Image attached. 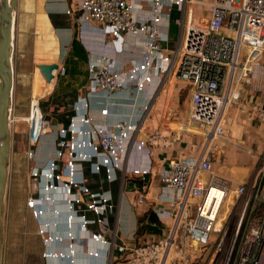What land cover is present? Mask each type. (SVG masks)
<instances>
[{"label": "built area", "instance_id": "2783aa9c", "mask_svg": "<svg viewBox=\"0 0 264 264\" xmlns=\"http://www.w3.org/2000/svg\"><path fill=\"white\" fill-rule=\"evenodd\" d=\"M147 2L150 11L141 15ZM77 8L84 21L99 24L103 37L99 58L89 61L83 106H87L85 100L96 90H132L149 98L150 103L167 80L183 82L190 87V120L203 126L204 141L197 156L173 159L169 170L159 175L161 183L171 190L172 206L167 211L156 209L159 218L172 220L168 235L129 249L124 242L117 244L114 228H110L108 211L114 208L112 198H97L90 191L79 164L89 162L97 172L104 170L110 182L117 181L118 170L124 171V180L128 174L145 178L152 170L150 160L145 167L128 169L124 164L133 150L144 151L150 157L149 144L154 140L138 139L141 122L91 126V119L85 117L82 128L72 124L60 129L59 133L69 138L59 140L56 160L46 169L32 168L36 195L43 189L50 193L30 198L28 205L36 216L43 215L39 203L58 205L63 200L70 205L68 235H49L42 227L45 245L74 238L80 231L105 244L104 249L89 251L92 259L85 264H113L114 248L122 254H132L123 257L126 264H264V163L258 166L251 182L237 185L214 168L221 149L217 142L232 143L226 139L228 106L240 97V83H250L257 66L264 69V0H80ZM175 9L182 16L178 40L173 41L167 23ZM130 34H144L145 48L140 58L118 69L110 46L116 53L123 52L125 36ZM108 37L112 39L109 41ZM64 72L62 67L61 73ZM15 108L13 91L10 130ZM107 111L104 109L103 113ZM257 112L264 120L263 103ZM23 119L29 124L30 142L37 144L50 125L39 97H32L30 114ZM62 158L66 159L63 166ZM65 174L69 181L64 180ZM79 193L89 196L84 208L85 198ZM195 199L198 201L192 210L190 204ZM227 200L232 204L224 218L221 210ZM144 201L145 196L138 198L139 203ZM92 225L106 228L110 234L113 231L112 241L101 229L92 230ZM70 248L68 253L44 252L45 264L65 258L70 263L64 264H77L75 249Z\"/></svg>", "mask_w": 264, "mask_h": 264}, {"label": "crops", "instance_id": "0c3cea01", "mask_svg": "<svg viewBox=\"0 0 264 264\" xmlns=\"http://www.w3.org/2000/svg\"><path fill=\"white\" fill-rule=\"evenodd\" d=\"M80 0H18V10L16 19V29L14 44L12 47V57L15 75L14 96L18 100L20 116L27 114V86L32 88L38 83L40 86V106L49 121V130L37 144H32L29 140L26 153L32 161V166L47 168L51 161L57 158V144L59 140L69 138V135H62L59 130L69 128L72 124L75 128L84 127L82 118H90V125H115L120 121L141 122V130L138 133V139H151L150 157L145 155L144 151L133 150L125 161V168L145 167L151 162V173L145 178L139 175L128 174L124 171H117V181L110 182L104 170L97 172L89 162L79 164L83 170L81 174L86 180L85 184L92 193L98 198L101 195L110 196L114 204L113 210L108 211L110 228H114L117 236V244L122 242L129 249L138 247L136 243V230L138 218L150 208L167 211L171 206V190L164 186L159 175L169 170L171 161L176 158L188 156H197L203 144L194 135L184 130H194L193 128L181 125L182 122L175 121L172 116H183L185 119L190 117V87L177 81L184 89V94H176L179 99L181 109H167L164 101L163 89L157 94L152 102L149 115L140 121L142 105L146 104V98L141 94H136L132 90H122L118 92H106L96 90L91 92L85 100L87 106L82 104V96L86 94L84 86L89 73V61L97 60L103 45V37L100 33L99 24L96 22H86L82 19V11L78 9ZM197 2V0H194ZM199 1V0H198ZM210 1V0H207ZM71 8L70 13L67 10ZM30 12L32 17L21 18L22 12ZM150 11V3H145L141 10V15H146ZM182 12L175 9L167 23L170 38L175 41L179 32V20ZM36 28H40L38 34L34 33ZM109 41L112 37L107 38ZM146 36L126 35L125 48L121 53H116L110 46L111 56L114 57L118 69L129 65L133 59L140 58L145 48ZM58 64V69L54 70L55 78L51 81L46 80V76L39 70V65ZM62 67L65 72L61 73ZM45 77H44V76ZM170 79V76L169 78ZM36 89V88H35ZM37 90V89H36ZM27 94V95H26ZM264 104V101L262 102ZM107 109V113L103 110ZM168 118V119H167ZM173 124L180 125L183 130H178ZM195 131V130H194ZM193 132V131H192ZM230 137L226 136L229 140ZM231 141V140H229ZM232 142V141H231ZM221 147L215 157V171L230 179L233 185L238 183L251 182L256 172H252L253 163L248 161L243 154L238 153L230 144L217 142ZM65 158L60 160L63 166ZM10 173V171H9ZM136 179H141L139 184ZM65 181H69L65 174ZM124 180V181H123ZM9 180L2 214V227L4 214L7 207ZM50 195L44 189L38 192L37 196ZM88 200V195L79 193ZM62 198L61 194H57ZM140 196H145L143 203L138 202ZM58 205L43 203L40 205L43 209V215L37 216L40 226L47 229L49 235H68L67 211L70 205L63 200ZM35 215V214H34ZM36 216V215H35ZM89 216L93 214L89 213ZM164 227L168 229L172 223L171 218H160ZM91 229L103 231L111 241L114 232L92 225ZM77 230V226H75ZM77 236L65 238L63 242L53 241L43 246L42 264L46 260L43 257L44 252H66L68 253L70 245L75 249L77 264H85L92 257L89 251L94 249H104L105 244L94 241L86 232L85 234L77 231ZM2 236V231H1ZM149 242V241H148ZM147 242V243H148ZM3 246V240H2ZM70 248V249H71ZM74 256V255H73ZM124 256L132 254H122L118 248L113 250V264L119 262L126 264ZM50 264L70 263L65 259H52Z\"/></svg>", "mask_w": 264, "mask_h": 264}, {"label": "rangeland", "instance_id": "374dc122", "mask_svg": "<svg viewBox=\"0 0 264 264\" xmlns=\"http://www.w3.org/2000/svg\"><path fill=\"white\" fill-rule=\"evenodd\" d=\"M18 17V16H17ZM21 18L32 17L30 12H22ZM40 32V28H36L34 33ZM179 32L177 34L178 40ZM167 86L163 89L164 98L167 109H181L179 99L176 94H184V89L177 90L179 84L172 82L166 83ZM28 85V95L25 103L28 105L27 114L20 116L18 108V100L14 96L15 121L11 127L13 144L11 150V158L9 161V186L7 194V207L4 214L2 227V264H42V253L44 243V235L41 233L43 229L37 216L34 215L33 208L29 207L28 203L32 196H37L33 189L32 178V161H30L26 149L29 143V124L24 117L30 114L31 99L33 96L40 97L41 91L36 90ZM240 97L230 103L225 115L227 136L232 141L231 147L253 164L252 172H256L258 166L264 163V120L260 118L257 112L258 105L264 101V69L257 66L253 72L250 83H240ZM145 98L144 96H142ZM146 100H149V98ZM149 104L147 108L145 106ZM152 102H146L141 109V121L149 115ZM168 119V118H167ZM172 119L182 122L181 125H186L194 130H184L189 134L194 135L200 142L204 139L203 126L194 123L188 116L185 119L183 116L174 115ZM178 130H183L180 125L173 124ZM193 131V132H192ZM198 199L192 200L190 206L194 210V205ZM232 201V200H230ZM231 202L227 200L221 210V217L228 214L231 208ZM165 231L164 235L149 234L145 240L149 242L159 241L164 236L168 235ZM118 264H123L119 262Z\"/></svg>", "mask_w": 264, "mask_h": 264}, {"label": "water", "instance_id": "95a60500", "mask_svg": "<svg viewBox=\"0 0 264 264\" xmlns=\"http://www.w3.org/2000/svg\"><path fill=\"white\" fill-rule=\"evenodd\" d=\"M18 0H0V264H2V214L9 180L13 137L9 127V106L15 86L12 57ZM48 81L55 78L58 64L39 65ZM264 108V104H263ZM142 184L141 179H136Z\"/></svg>", "mask_w": 264, "mask_h": 264}, {"label": "trees", "instance_id": "16d2710c", "mask_svg": "<svg viewBox=\"0 0 264 264\" xmlns=\"http://www.w3.org/2000/svg\"><path fill=\"white\" fill-rule=\"evenodd\" d=\"M165 231H168V229L164 227L156 212V209L150 208L138 218L136 243L138 246L144 245L148 242L145 240L147 235L158 234L162 236L164 235Z\"/></svg>", "mask_w": 264, "mask_h": 264}, {"label": "bare ground", "instance_id": "6f19581e", "mask_svg": "<svg viewBox=\"0 0 264 264\" xmlns=\"http://www.w3.org/2000/svg\"><path fill=\"white\" fill-rule=\"evenodd\" d=\"M39 70H40V72L43 74V72H42V68H41V67L39 68ZM43 76H44V75H43ZM44 77H45V76H44ZM45 78H46V77H45ZM46 80H47V78H46ZM39 88H40V86H39V84L37 83V84H36V89L39 90ZM35 116H36V115L34 114V117H35ZM195 131H197V130H195Z\"/></svg>", "mask_w": 264, "mask_h": 264}]
</instances>
